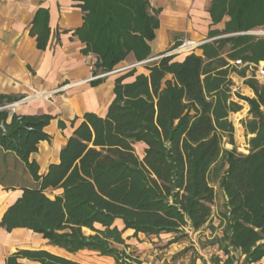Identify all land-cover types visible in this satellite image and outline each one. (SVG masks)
Wrapping results in <instances>:
<instances>
[{
	"label": "trees",
	"instance_id": "1",
	"mask_svg": "<svg viewBox=\"0 0 264 264\" xmlns=\"http://www.w3.org/2000/svg\"><path fill=\"white\" fill-rule=\"evenodd\" d=\"M76 1L84 22L75 33L86 43L84 53L96 56L93 75L115 70L130 53L138 62L149 58L160 25V10L149 0ZM210 14L213 24L229 17L223 30L209 32L225 36L202 44L201 54L196 49L182 61L167 55L146 64V73L134 68L118 76L107 114L85 113L59 162L43 175L30 156L50 138L45 127L52 117L13 113L9 122L3 107L13 98L0 95V149L15 154L36 182L22 188L0 227L28 228L55 246L18 249L6 264H85L60 255V248L141 264L117 247H128L125 230L152 236L203 228L212 216L216 192L210 173L219 159L227 164L219 179L226 201L223 234L213 243L225 253L240 250L245 263L264 258V84L245 80L255 96H241L250 105L251 118L244 122L253 134L249 152L222 146L224 136L235 145L229 116L242 108L232 99L230 60L264 61V36L242 33L264 27V0H213ZM47 19L39 9L33 20L39 47L48 40ZM237 73L245 76L246 70ZM103 81L100 76L91 84ZM139 142L146 145L142 158L135 149Z\"/></svg>",
	"mask_w": 264,
	"mask_h": 264
},
{
	"label": "crops",
	"instance_id": "2",
	"mask_svg": "<svg viewBox=\"0 0 264 264\" xmlns=\"http://www.w3.org/2000/svg\"><path fill=\"white\" fill-rule=\"evenodd\" d=\"M152 8L159 9L160 25L156 37L150 42L151 55L165 54L173 50L182 40L191 39L198 42L210 38H220L223 35L210 36L211 30H223L229 17L213 24L210 9L213 0H149ZM76 0H0V95L13 98V102L28 97L25 101L9 110L10 122L12 114L18 115H50L52 118L45 127L49 134L48 140L40 141L38 150L31 154L30 159L39 164V174L43 175L50 164L58 163L60 152L72 135L75 127L82 121L87 112L105 116L115 98L116 78L122 73L136 69L137 73L147 72L145 65L139 63L135 55L128 57L116 67L128 66L121 72L100 74L104 81L93 86V66L96 56L85 54L86 47L76 30L83 25L84 12ZM39 9L47 11L48 40L45 47H39L37 35L31 32L33 20ZM264 29L258 27L251 30ZM244 31L242 32L245 34ZM198 54L202 49L197 48ZM187 53L178 54L175 60H184ZM232 61V60H230ZM264 62V61H262ZM141 66V67H139ZM241 70V69H240ZM235 89L242 90L249 97H254L253 89L244 83L245 76L237 72L232 74ZM130 77L125 81H132ZM68 86L64 90L53 93L54 90ZM35 91L42 92L43 97L34 96ZM236 97V96H235ZM237 101L241 110L233 112L240 125L251 118L250 106L247 102ZM8 103V104H11ZM7 109V108H6ZM138 144L146 145L139 142ZM3 155L18 158L12 152L0 149ZM13 155V156H12ZM31 181L25 186H35ZM22 185L5 184L0 181V222L4 213L21 195ZM57 191V193H56ZM56 194L62 190L53 191ZM225 195V194H224ZM226 197V196H225ZM118 227L124 228L122 220ZM116 225V224H115ZM177 233L160 234L163 239L156 248L151 241H145L144 233L134 235L133 229L125 230L124 237L128 250H136V256L141 264H190L191 256L179 258V253L189 245L188 241L176 237ZM144 237H143V236ZM156 236V235H155ZM165 239H164V238ZM154 239L153 241H156ZM191 244L199 252L192 264H249L245 263V255L240 250H230L225 253L218 243L206 242L199 244L195 238ZM25 245V246H23ZM55 247L48 243L39 233L28 228H15L7 231L0 227V264H6L7 258L18 249H46ZM178 255V256H177ZM22 261H27L26 259ZM264 264V258L258 263Z\"/></svg>",
	"mask_w": 264,
	"mask_h": 264
},
{
	"label": "rangeland",
	"instance_id": "3",
	"mask_svg": "<svg viewBox=\"0 0 264 264\" xmlns=\"http://www.w3.org/2000/svg\"><path fill=\"white\" fill-rule=\"evenodd\" d=\"M223 36H225V35H223ZM163 54H159V55L154 56L152 58L159 57ZM148 59H151V58H148ZM148 59H146V60H148ZM156 60H158V59H156ZM156 60H153V61H156ZM153 61H150V62H147L144 64H149ZM123 67H126V66H120V67H117L116 69L123 68ZM139 67H141V66H139ZM230 69H231V71H230L229 77L233 81V84L231 86L232 99L236 96L239 101H243V103H245L247 101L242 99L241 96H247V97H249V96L246 95L245 93H243L242 90L235 89V87H234L235 80H233V77H232V74L240 71V69L235 68L233 66L230 67ZM235 69L237 71H235ZM248 79H253V78H246L245 80H248ZM245 80H244V83L246 82ZM253 80L257 81L256 79H253ZM258 83H260V82H258ZM260 84H262V83H260ZM10 110L12 111V109H10ZM232 113L230 114L229 118L233 122L234 127H235V132H234L235 145L231 144L229 142V139L227 136H224L222 139V146H223V148H226L229 150L233 149L234 146H236V149L239 153L247 154L249 152V149H250L249 140L253 136V134H250L247 132L245 124H244L245 121L242 122V125H240L238 123V121L236 119L239 118V114H237L235 116ZM234 118H236V119H234ZM135 149H136V153L139 155V157L142 158L144 156L145 146L136 143ZM226 167H227V164L224 163V160L219 159V161L214 166L212 172L210 173V181H211L212 186H214V188H215L216 196H215V201L212 205V216H211L210 220L208 221V223L203 228H201L200 230H197V231L193 230L190 226H186V227L181 228V231L175 232V233H177L176 237H179V239H184V240L188 241V243H189V245L187 247H185V249H183L179 253L178 259H180L181 257H185L186 255H189V256H191L190 264H192V261L195 260L194 257L197 258L199 256V252L195 249V247L193 245H191V244H194V242L192 241L193 238H195V240L199 244L203 245L206 242L214 241V240H216V238H219L222 236L223 228H224V223L222 220L224 218L226 197H225L222 189L219 187V179L222 176V174L224 173V170L226 169ZM0 181H2L5 184H15V185L25 186L28 183H30L31 175L28 172L24 163L21 162L19 159L18 160L14 159L13 157H11V154L10 155H3L0 152ZM56 193H57V191H56ZM56 193L55 192H48V194L52 195V196H53V194H56ZM115 224L118 226L119 221H116ZM97 227H100V226L97 225ZM85 232L87 234L91 233V231L88 229H85ZM161 234L166 235L168 233L163 232ZM143 239L145 241L147 240V241L153 242V244L156 245V248L163 247V245H160L162 243L163 239H161V237H159V235H156V236L155 235H152V236L145 235V237ZM154 239H157V240L153 241ZM117 247L120 249H125L126 252L130 253L132 256H136L137 251L136 250L134 251L133 248H130V250H128V247H126V248L124 246H117ZM59 254L63 255V256L70 257L72 259H75V260L80 261V262L85 263V264H115V260L113 257L104 256V255L99 254L96 251H91V250H86V249L80 250V251L75 252V253H70V252H67L65 249L60 248Z\"/></svg>",
	"mask_w": 264,
	"mask_h": 264
},
{
	"label": "built area",
	"instance_id": "4",
	"mask_svg": "<svg viewBox=\"0 0 264 264\" xmlns=\"http://www.w3.org/2000/svg\"><path fill=\"white\" fill-rule=\"evenodd\" d=\"M245 34L264 36V29L251 30L249 32H245ZM214 39H216V38H210V39L202 41V42H198V41L191 40V39H185L180 44H178L176 48H174L170 52H167V53H165L159 57L144 60L142 62L136 63L135 65L144 64V63L159 59V58L167 56V55L190 53V52L196 50L202 44L209 42V41H212ZM230 65H231V67L233 66V67L238 68V69H245L246 70V78H253V79H256L258 82L264 84V62H262V61L253 62V61H244L242 59H237V60L230 61ZM127 68H129V67L126 66L123 68H119V69L113 70V72H121V71L126 70ZM100 76H102V75L93 76L91 79H96ZM67 87L68 86H63L60 89L54 90L53 93L64 90ZM34 96L43 97L44 94L42 92L35 91ZM26 99H28V97L21 99L18 102L7 104L3 108L14 110L17 105H19L20 103H22Z\"/></svg>",
	"mask_w": 264,
	"mask_h": 264
}]
</instances>
